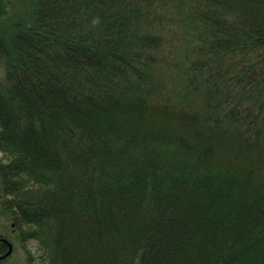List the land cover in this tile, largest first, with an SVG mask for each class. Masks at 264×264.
I'll list each match as a JSON object with an SVG mask.
<instances>
[{"label": "trees", "instance_id": "16d2710c", "mask_svg": "<svg viewBox=\"0 0 264 264\" xmlns=\"http://www.w3.org/2000/svg\"><path fill=\"white\" fill-rule=\"evenodd\" d=\"M29 20L0 26V264L12 239L43 264H264V0Z\"/></svg>", "mask_w": 264, "mask_h": 264}, {"label": "rangeland", "instance_id": "374dc122", "mask_svg": "<svg viewBox=\"0 0 264 264\" xmlns=\"http://www.w3.org/2000/svg\"><path fill=\"white\" fill-rule=\"evenodd\" d=\"M35 0H27L23 3L21 8L8 18L0 19L1 28L6 30H12L11 26L17 22L30 21V13L32 11ZM0 159L6 161V157L3 153L0 152ZM14 226L13 222L0 214V233L6 234ZM11 231V230H10ZM13 240V249L12 253L6 258L5 264H31L27 257L26 249L31 253L33 263L43 264L40 259V252L37 247V243L34 240H28L25 244V247L22 246L16 239Z\"/></svg>", "mask_w": 264, "mask_h": 264}, {"label": "water", "instance_id": "95a60500", "mask_svg": "<svg viewBox=\"0 0 264 264\" xmlns=\"http://www.w3.org/2000/svg\"><path fill=\"white\" fill-rule=\"evenodd\" d=\"M11 251H12V246L10 247L9 252L5 256H8L11 253Z\"/></svg>", "mask_w": 264, "mask_h": 264}]
</instances>
